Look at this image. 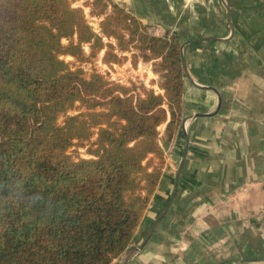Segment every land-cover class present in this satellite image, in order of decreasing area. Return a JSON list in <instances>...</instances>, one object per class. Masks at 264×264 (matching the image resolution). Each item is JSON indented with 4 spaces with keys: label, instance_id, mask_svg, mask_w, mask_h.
I'll return each instance as SVG.
<instances>
[{
    "label": "trees",
    "instance_id": "16d2710c",
    "mask_svg": "<svg viewBox=\"0 0 264 264\" xmlns=\"http://www.w3.org/2000/svg\"><path fill=\"white\" fill-rule=\"evenodd\" d=\"M78 1L0 0V264H111L133 243L181 126L178 36L149 34L113 0ZM101 52L106 65L152 61L161 92L87 72ZM86 144L90 157L69 152Z\"/></svg>",
    "mask_w": 264,
    "mask_h": 264
},
{
    "label": "crops",
    "instance_id": "0c3cea01",
    "mask_svg": "<svg viewBox=\"0 0 264 264\" xmlns=\"http://www.w3.org/2000/svg\"><path fill=\"white\" fill-rule=\"evenodd\" d=\"M113 1L178 36L187 76L177 148L111 264H264V0ZM208 88L221 107L194 118L217 107Z\"/></svg>",
    "mask_w": 264,
    "mask_h": 264
},
{
    "label": "rangeland",
    "instance_id": "374dc122",
    "mask_svg": "<svg viewBox=\"0 0 264 264\" xmlns=\"http://www.w3.org/2000/svg\"><path fill=\"white\" fill-rule=\"evenodd\" d=\"M74 5H79L82 6V0H79L78 2L74 3ZM84 13L86 15L87 21L89 22V24L91 25V27L93 28V30L95 32L99 31V27H98V23H99V18L97 17H92L89 14V9L88 8H84ZM147 26V32L149 34L152 35V28H157L156 26L153 25H146ZM160 29V28H159ZM161 30V29H160ZM165 34V32L162 30L161 34H158L157 36H163ZM172 33L168 32L167 35H170ZM156 36V35H155ZM113 41V40H111ZM64 43H66V40H63ZM114 42V41H113ZM84 50L86 53L89 52V48L87 46H84ZM126 56H128V58L130 57V53H125ZM102 56V52L98 54V56L96 58H93L91 60V62L89 63H83L81 64V66L87 71L90 72L92 69H96L97 71H99L100 73L104 74L107 78H109L112 81L115 82H119L121 84L124 85H131L132 83H135L137 85L143 84L144 86H146V88H152L155 92H158L156 89L158 88L157 86V82L160 81V76L157 73H154L152 71V61H144L141 57H139L136 66H132L131 63H129L130 61H126L121 63L120 65L118 64H112V65H106L103 64L100 61V58ZM64 59L67 62H70L71 65H75V66H79L78 63H76L72 57L70 56H66L64 57ZM139 63L141 64H145L143 67L140 66V70H138L139 67ZM146 68H150L151 72L156 76L155 79H147V75H146ZM157 86V88H156ZM84 109H80L78 110V108H74L72 110H70L68 112V114H75L77 112L83 111ZM62 118H60L59 120H61ZM163 128V126L161 127ZM161 130V129H160ZM95 139V135L92 137V141ZM87 147H89V144H86L84 147H71L69 149V152L72 153L73 156H79V157H90L87 153Z\"/></svg>",
    "mask_w": 264,
    "mask_h": 264
},
{
    "label": "water",
    "instance_id": "95a60500",
    "mask_svg": "<svg viewBox=\"0 0 264 264\" xmlns=\"http://www.w3.org/2000/svg\"><path fill=\"white\" fill-rule=\"evenodd\" d=\"M231 25H232V24H231ZM232 31H233V28H232ZM183 46H184V44H181V51H182V49H183ZM181 59H182V64H183V69H184V74H185V76H187V70H186V64H185V60H184L183 52H182V54H181ZM208 89H210L211 91H213L214 93L217 94L218 99H219L218 104H217V107L215 108V110H214L213 112L208 113V114H204V113H196V114L193 115L194 118H196V117H206V116L210 117V116H213V115H215V114L219 111V109H220V107H221V96H220L218 90H216V89H214V88H208ZM185 157H186V150H185V152H184L183 158H182V160H181V162H180V164H179V166H178V169H177V175H176V179H175V184H176V182H177V180H178V176H179V174H180V171H181V168H182L183 162H184V160H185ZM173 192H175V187H174ZM165 212H166V211H165ZM165 212H163L162 214H160V216H159V218L156 220V222L160 219V217H162V216L165 214ZM139 249H141V246H134V247L130 250L128 256H129L132 252H134V251H136V250H139ZM127 258H128V257H127ZM125 261H126V259H125Z\"/></svg>",
    "mask_w": 264,
    "mask_h": 264
},
{
    "label": "built area",
    "instance_id": "2783aa9c",
    "mask_svg": "<svg viewBox=\"0 0 264 264\" xmlns=\"http://www.w3.org/2000/svg\"><path fill=\"white\" fill-rule=\"evenodd\" d=\"M153 31H152V35H158V34H161L162 31L159 29V28H152ZM186 124V121L183 122V124L181 123V128H185ZM178 134V133H177ZM175 134L172 139L168 142L167 146L165 147L164 149V154H169L171 153L172 151H174L176 148H177V144H178V135Z\"/></svg>",
    "mask_w": 264,
    "mask_h": 264
}]
</instances>
